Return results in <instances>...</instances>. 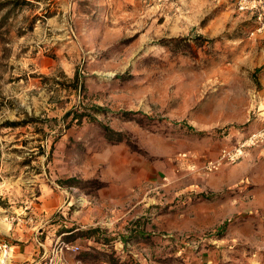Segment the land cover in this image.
I'll use <instances>...</instances> for the list:
<instances>
[{
  "label": "rangeland",
  "instance_id": "1",
  "mask_svg": "<svg viewBox=\"0 0 264 264\" xmlns=\"http://www.w3.org/2000/svg\"><path fill=\"white\" fill-rule=\"evenodd\" d=\"M238 1L0 0L7 264H264V17Z\"/></svg>",
  "mask_w": 264,
  "mask_h": 264
},
{
  "label": "built area",
  "instance_id": "2",
  "mask_svg": "<svg viewBox=\"0 0 264 264\" xmlns=\"http://www.w3.org/2000/svg\"><path fill=\"white\" fill-rule=\"evenodd\" d=\"M238 7L240 10L255 8L260 12L258 15L259 18L262 19L264 17V0H239ZM260 137H261V133H253L247 139L239 143L234 148L222 149L220 154L217 156V158L208 160L204 164L203 169L206 172H211L218 170L224 164H233L238 162L239 160H241L246 156L248 148L254 145L256 142H258ZM67 248L72 251H78L80 249L78 245H74V244L67 245ZM8 249H9L8 245H4L3 255L5 257H7L9 253Z\"/></svg>",
  "mask_w": 264,
  "mask_h": 264
},
{
  "label": "crops",
  "instance_id": "3",
  "mask_svg": "<svg viewBox=\"0 0 264 264\" xmlns=\"http://www.w3.org/2000/svg\"><path fill=\"white\" fill-rule=\"evenodd\" d=\"M176 155L177 154H172L171 157L168 159V161H170V163L166 162L164 165L163 163H161V159H155L153 162H145L144 160H142V158L139 159V161L142 160L143 164H135L137 167H132L130 170H128V177H130L128 180L125 181V183H122V187L124 191H128L129 193H132L133 191H142L143 189H145L146 187V180H142L141 178L144 177V179H147L146 177L149 176V174H151L152 172L154 174H156L157 176H162L163 174H170L172 175V168L171 165L173 164V159H176ZM175 157V158H174ZM133 159H135V156H132ZM166 159V160H167ZM132 173L130 174L129 173ZM149 179V178H148ZM195 180H197L195 178ZM137 189V190H136ZM161 216V215H160ZM192 224V229L193 230H200V229H205L202 228V224H200L199 222L194 224V222H189V226H191ZM188 226V227H189ZM195 227V228H194ZM204 227V226H203ZM168 231H173V230H187V228L182 229L176 225H169L168 228H166ZM215 241V240H213Z\"/></svg>",
  "mask_w": 264,
  "mask_h": 264
},
{
  "label": "trees",
  "instance_id": "4",
  "mask_svg": "<svg viewBox=\"0 0 264 264\" xmlns=\"http://www.w3.org/2000/svg\"><path fill=\"white\" fill-rule=\"evenodd\" d=\"M0 109H1V104H0ZM7 123H8L7 126H10V127L17 125V122H15V121H9ZM2 128H3V125H0V129H2ZM0 154H1V143H0ZM97 231H98V229H93V230H90V233H93V232L96 233Z\"/></svg>",
  "mask_w": 264,
  "mask_h": 264
},
{
  "label": "bare ground",
  "instance_id": "5",
  "mask_svg": "<svg viewBox=\"0 0 264 264\" xmlns=\"http://www.w3.org/2000/svg\"><path fill=\"white\" fill-rule=\"evenodd\" d=\"M0 264H7L6 257H4L3 255L0 256Z\"/></svg>",
  "mask_w": 264,
  "mask_h": 264
}]
</instances>
